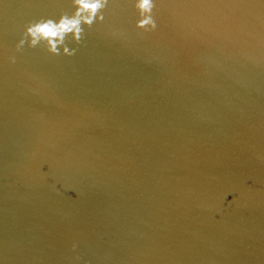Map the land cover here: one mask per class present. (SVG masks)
I'll return each mask as SVG.
<instances>
[{"label":"water","instance_id":"obj_1","mask_svg":"<svg viewBox=\"0 0 264 264\" xmlns=\"http://www.w3.org/2000/svg\"><path fill=\"white\" fill-rule=\"evenodd\" d=\"M72 2L0 0V264H264V0L147 32L109 0L73 55L17 50Z\"/></svg>","mask_w":264,"mask_h":264},{"label":"clouds","instance_id":"obj_2","mask_svg":"<svg viewBox=\"0 0 264 264\" xmlns=\"http://www.w3.org/2000/svg\"><path fill=\"white\" fill-rule=\"evenodd\" d=\"M109 0H73L74 11L60 14L58 18H39L31 21L25 26L23 38L17 44V50L27 43L30 47L43 45L47 51L59 55L61 49L63 54L71 56L75 48H69L66 40L71 35L72 40L79 43L84 35V25L91 26L97 20H103V9ZM134 7L137 9L139 18L136 27L143 31H152L157 27L153 15L156 7L155 0H135ZM15 62V57L11 58Z\"/></svg>","mask_w":264,"mask_h":264}]
</instances>
